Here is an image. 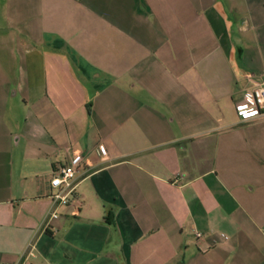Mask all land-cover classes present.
I'll use <instances>...</instances> for the list:
<instances>
[{"label":"crops","instance_id":"1","mask_svg":"<svg viewBox=\"0 0 264 264\" xmlns=\"http://www.w3.org/2000/svg\"><path fill=\"white\" fill-rule=\"evenodd\" d=\"M260 75L264 0H0V264H264Z\"/></svg>","mask_w":264,"mask_h":264},{"label":"built area","instance_id":"2","mask_svg":"<svg viewBox=\"0 0 264 264\" xmlns=\"http://www.w3.org/2000/svg\"><path fill=\"white\" fill-rule=\"evenodd\" d=\"M248 86L243 91L242 97L235 102L236 111L243 122L258 121L264 118V75L247 77ZM99 154L107 156V151L103 145L97 147ZM84 156L80 153L71 156L69 162L52 172L51 186L53 192L50 195L53 206L46 218V227L57 219L60 215V208L70 203L75 196L81 173V165ZM198 238L203 237L201 231L196 232ZM33 245H30V251L24 253L17 264H24L27 257L31 254Z\"/></svg>","mask_w":264,"mask_h":264}]
</instances>
